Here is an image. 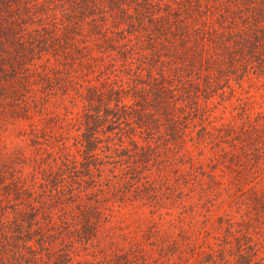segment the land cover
<instances>
[{"label": "trees", "instance_id": "obj_1", "mask_svg": "<svg viewBox=\"0 0 264 264\" xmlns=\"http://www.w3.org/2000/svg\"><path fill=\"white\" fill-rule=\"evenodd\" d=\"M182 163L207 176L194 264H257L264 0H0V264H144V240L171 256L185 232L153 214L141 232L132 197Z\"/></svg>", "mask_w": 264, "mask_h": 264}, {"label": "rangeland", "instance_id": "obj_2", "mask_svg": "<svg viewBox=\"0 0 264 264\" xmlns=\"http://www.w3.org/2000/svg\"><path fill=\"white\" fill-rule=\"evenodd\" d=\"M56 138V137H55ZM6 140L9 143H21L22 140L19 137L14 136L13 134L7 136ZM180 151H183L185 155L190 158L193 161V158L196 159L197 154L194 155V151L190 144L182 145V148ZM194 155V156H193ZM189 164H179V168L185 173H179V176L181 174H184L179 179L176 178L177 172H174L173 176L171 178H168L166 182L163 183H157L156 191H145V195L143 196L144 199L139 197H132V202L135 205H140L138 217L142 218L139 220V223L141 224V232L143 226L150 223V220L153 219L152 215L154 216V219L158 223V225L162 222L163 228L167 229L166 233H168L170 230H173V234H178V232H185L183 234H179L177 238H182L181 244L182 247H178V250H175L174 252H171V256L167 257L165 255L160 254L158 251H155L153 249L149 248L148 240H144V242L141 244V253L144 256L145 263L144 264H194V255L187 249V242H191L193 244H199V249H205L204 248V242L209 240V236H204V231L202 228V224H196L195 228H193L190 225V222L194 220V218H199L200 215L196 212L193 213V208L191 207V201L193 199L194 193L200 192L201 190L204 192H207L206 188H204L205 181L207 179V176L204 175V177L201 179L202 175H198L200 181L199 184L197 183V180L194 178L193 173L191 174V165ZM198 165V163H197ZM196 166V165H195ZM200 170L203 168H199ZM190 173V174H189ZM221 173L217 172L216 177H222ZM205 178V179H204ZM224 178V177H222ZM170 179V180H169ZM172 182V186H174V189L171 191H168V186ZM151 189V187H149ZM176 189L181 192V194H176ZM103 206V204H102ZM130 205H127L128 207ZM195 211H199V207L193 206ZM201 210V209H200ZM130 209L125 210L124 212L117 211L115 209L113 213V216L111 218L112 222L114 220H127V223L130 225V228L135 224V221L132 220V218H135L136 216H133L129 214ZM145 216V217H144ZM183 226V227H182ZM104 229V227H103ZM102 229V230H103ZM185 229V231H184ZM136 231V230H135ZM105 231L102 232V234ZM140 232V233H141ZM247 233H249L248 230H246ZM258 234L253 232V229L251 233L253 234V237H256L255 240L258 241L259 247H258V253L255 254V258L258 261L257 264H264V226L257 231ZM165 233V234H166ZM192 234V236H191ZM185 236H190L191 240L189 241L188 238H185ZM101 237V236H100ZM99 240H104L102 239ZM142 238V237H141ZM95 239V237H94ZM96 240V239H95ZM152 240V239H150ZM254 240V241H255ZM114 241L118 242V245L124 246L126 245V240H121L120 238L116 237L114 238ZM170 241L166 240L164 241L165 244H168ZM179 242V240H178ZM148 243V244H147ZM190 243V244H191ZM93 245H89V243H84L79 246V254L77 258L83 259V258H89L92 257L91 250ZM103 247H107L106 243L103 242L99 245ZM98 247V246H97ZM100 247V248H103ZM108 248V247H107ZM100 252H96V255H98ZM159 253V254H157ZM180 254L182 255V258H180ZM180 262V263H178Z\"/></svg>", "mask_w": 264, "mask_h": 264}]
</instances>
